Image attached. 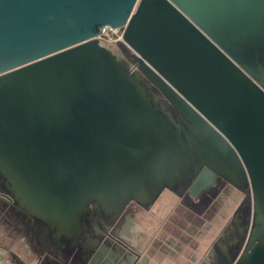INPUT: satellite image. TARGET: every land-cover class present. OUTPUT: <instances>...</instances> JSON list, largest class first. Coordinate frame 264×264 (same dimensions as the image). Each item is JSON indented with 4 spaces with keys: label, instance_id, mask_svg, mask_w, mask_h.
<instances>
[{
    "label": "water",
    "instance_id": "1",
    "mask_svg": "<svg viewBox=\"0 0 264 264\" xmlns=\"http://www.w3.org/2000/svg\"><path fill=\"white\" fill-rule=\"evenodd\" d=\"M121 27L137 70L100 43ZM209 165L252 194L233 264H264V0H0V170L25 204L71 224Z\"/></svg>",
    "mask_w": 264,
    "mask_h": 264
},
{
    "label": "flooded vegetation",
    "instance_id": "2",
    "mask_svg": "<svg viewBox=\"0 0 264 264\" xmlns=\"http://www.w3.org/2000/svg\"><path fill=\"white\" fill-rule=\"evenodd\" d=\"M114 52L124 59L130 71L138 69L136 60L126 49L119 45ZM144 82L152 93H159L152 82ZM158 103L161 110L172 113L174 122L187 129L185 122L188 120L164 98H159ZM231 188L240 191L244 200L234 210L225 234L215 239L196 264H233L244 250L255 226L252 194L246 180L237 177L231 181L210 165L202 167L188 179L163 187L155 198L146 203L129 199L117 210H112L89 200L76 220L65 225L47 219V216L25 204L21 197L13 193L11 183L0 170V242L4 239L9 241V246H4L9 264H149L151 261L164 264L161 258L154 257L152 251L162 255L175 253L178 258L181 243L192 241L180 234L174 237L168 235L175 233L167 230L172 222L175 223L170 216L178 211L185 215L190 209L194 211L195 207L200 210L205 207L210 212L215 199L237 195ZM164 191L170 193L168 197H162ZM200 212L196 215L195 210L192 219L203 221ZM145 217L148 219L146 226L141 222ZM191 228L184 231L179 226L183 235H193ZM188 256L189 253L185 257ZM189 257L193 263L194 253ZM177 258L174 261L176 264Z\"/></svg>",
    "mask_w": 264,
    "mask_h": 264
},
{
    "label": "rangeland",
    "instance_id": "3",
    "mask_svg": "<svg viewBox=\"0 0 264 264\" xmlns=\"http://www.w3.org/2000/svg\"><path fill=\"white\" fill-rule=\"evenodd\" d=\"M105 32L109 34H101V36L99 37L100 43H102L110 50L115 51L122 40L112 39L114 35L112 34L113 32L111 33V31L106 30ZM231 191L237 192L234 188H231ZM162 194V197H168L170 193L168 191H164ZM242 196L243 194L238 191L235 197L227 196L215 199V202L212 203L214 205V208L213 210L211 209L212 211L210 212H208L207 208L205 207H200L202 208L201 210L199 209V207H195L196 215L197 212L201 211L199 214L202 215L204 219L200 222L196 221L197 219H192L193 215L195 214V210L193 211V209H190V211L185 215L182 214V211H178V213H176L174 216H170V218L175 219V223L172 222L167 230L171 229V232L175 233L168 235H172L174 237L175 234H178L177 236H179L180 234V236L182 235L185 238L188 237V240L192 241L190 243H187L188 241L181 243L182 250L179 252L178 258L177 254L175 253H164L162 255L158 252L159 258H161L163 262L167 264H176L174 263V261L175 258H177V264H180L181 262L185 261V256L187 255V253L193 252L195 255V260L192 264H196L200 256L203 255V252L206 251L210 245L214 244L215 239L219 236H223L222 234H225L224 231L225 229H227L228 223L232 222L231 217L234 213V210L237 209L238 205L244 200V197ZM149 216L150 215H147L146 217ZM137 217L140 218L141 215H137ZM146 217L144 218V220L141 218V220H143L141 222L144 226H146L148 223V219ZM179 226L183 227L184 231L188 230L187 228L193 227L191 228L193 230V235H190L189 233H185V235H183L184 232L179 230ZM0 245L2 247L9 246V241L7 239H4L3 241L1 240Z\"/></svg>",
    "mask_w": 264,
    "mask_h": 264
},
{
    "label": "crops",
    "instance_id": "4",
    "mask_svg": "<svg viewBox=\"0 0 264 264\" xmlns=\"http://www.w3.org/2000/svg\"><path fill=\"white\" fill-rule=\"evenodd\" d=\"M152 252L154 254V257L159 258L158 251H152ZM5 253H6L5 248L0 246V264H9V263L6 262L7 256H5ZM190 255H191V253H189V256ZM189 256L187 258L185 257V261L181 262L180 264H192V262H191L192 259ZM193 262H194V260H193ZM152 263L153 264H158L157 261H151L149 264H152ZM164 264H167V263L164 262Z\"/></svg>",
    "mask_w": 264,
    "mask_h": 264
},
{
    "label": "built area",
    "instance_id": "5",
    "mask_svg": "<svg viewBox=\"0 0 264 264\" xmlns=\"http://www.w3.org/2000/svg\"><path fill=\"white\" fill-rule=\"evenodd\" d=\"M106 30H108V31H111V33L114 35V37H112V39H114V40H122V34H123V28L121 27V28H114V29H111V28H106L104 31H103V33H106L105 31ZM102 33V34H103ZM107 35L109 34V33H106ZM111 38V37H110Z\"/></svg>",
    "mask_w": 264,
    "mask_h": 264
}]
</instances>
